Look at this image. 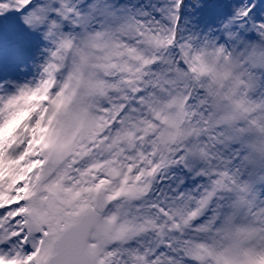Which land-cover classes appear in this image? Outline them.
<instances>
[{
    "label": "snow or ice",
    "instance_id": "1",
    "mask_svg": "<svg viewBox=\"0 0 264 264\" xmlns=\"http://www.w3.org/2000/svg\"><path fill=\"white\" fill-rule=\"evenodd\" d=\"M13 15L40 45L0 74V264H264V0Z\"/></svg>",
    "mask_w": 264,
    "mask_h": 264
},
{
    "label": "rangeland",
    "instance_id": "2",
    "mask_svg": "<svg viewBox=\"0 0 264 264\" xmlns=\"http://www.w3.org/2000/svg\"><path fill=\"white\" fill-rule=\"evenodd\" d=\"M187 15L207 18L210 13L207 10H194ZM39 45V38L26 32L18 17L0 18V74L17 80L31 78L34 69L29 65Z\"/></svg>",
    "mask_w": 264,
    "mask_h": 264
},
{
    "label": "trees",
    "instance_id": "3",
    "mask_svg": "<svg viewBox=\"0 0 264 264\" xmlns=\"http://www.w3.org/2000/svg\"><path fill=\"white\" fill-rule=\"evenodd\" d=\"M193 11H194V10H193ZM193 11H192V12H193ZM186 14H187V13H186Z\"/></svg>",
    "mask_w": 264,
    "mask_h": 264
}]
</instances>
